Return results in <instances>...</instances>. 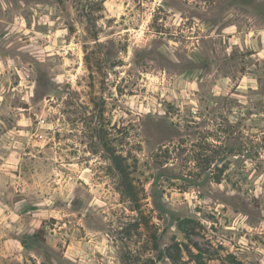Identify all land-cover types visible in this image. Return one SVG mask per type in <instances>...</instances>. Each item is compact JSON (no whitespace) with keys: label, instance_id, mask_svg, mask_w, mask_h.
Here are the masks:
<instances>
[{"label":"rangeland","instance_id":"obj_1","mask_svg":"<svg viewBox=\"0 0 264 264\" xmlns=\"http://www.w3.org/2000/svg\"><path fill=\"white\" fill-rule=\"evenodd\" d=\"M0 264H264V0H0Z\"/></svg>","mask_w":264,"mask_h":264},{"label":"trees","instance_id":"obj_2","mask_svg":"<svg viewBox=\"0 0 264 264\" xmlns=\"http://www.w3.org/2000/svg\"><path fill=\"white\" fill-rule=\"evenodd\" d=\"M244 2H247V0H243ZM230 146V148L232 147V142L230 144H228ZM230 154V155H228ZM229 156V157H228ZM234 156V152L233 150L229 151V153L227 154H224L220 157L221 159V165H217V170H218V173H219V176L222 175V173H224L228 167L230 166V157ZM115 166L117 168V171L121 174V176H124L125 174V171L123 169V166L122 164L118 161V160H115ZM212 176V177H211ZM211 176H210V180L212 181H217V182H221V178L220 177H216L213 173V171L211 172ZM124 186V189L126 190V192L128 193V195L133 198V200H135V194L133 192V189H132V184L130 183H125L123 184Z\"/></svg>","mask_w":264,"mask_h":264}]
</instances>
